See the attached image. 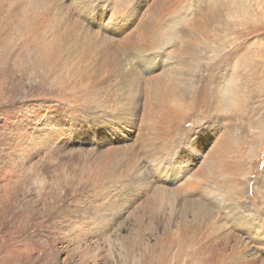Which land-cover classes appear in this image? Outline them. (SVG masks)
I'll list each match as a JSON object with an SVG mask.
<instances>
[{
	"label": "rangeland",
	"instance_id": "374dc122",
	"mask_svg": "<svg viewBox=\"0 0 264 264\" xmlns=\"http://www.w3.org/2000/svg\"><path fill=\"white\" fill-rule=\"evenodd\" d=\"M206 5L0 0V264H264V139L247 132L264 114V0ZM139 25L173 83L135 62ZM87 35L124 67L93 53L101 74L81 75L65 49ZM233 82L238 116L197 103ZM235 126L239 165L221 169L214 143Z\"/></svg>",
	"mask_w": 264,
	"mask_h": 264
},
{
	"label": "bare ground",
	"instance_id": "6f19581e",
	"mask_svg": "<svg viewBox=\"0 0 264 264\" xmlns=\"http://www.w3.org/2000/svg\"><path fill=\"white\" fill-rule=\"evenodd\" d=\"M205 1L207 2V5L205 7L215 8L216 10L219 9V7L223 4V0H205ZM204 8L200 9V10H202V12L199 10L200 11L199 14L194 13V15L197 19H200L199 18L200 16H202L204 18L205 15H203V13L206 12V10H203ZM238 8H240V7H238ZM238 8H237V10H238ZM128 10H130V9H128ZM116 12H119V11H114V13H112V17H113L112 19L117 17V18H119L120 21H123L125 24H127L128 22L126 21V15L125 16H123L124 14L121 15L120 14L121 12H119L118 14H115ZM237 12H240V11H237ZM197 22H199V20ZM104 23L108 24L109 21L104 22ZM200 23H198V24H200ZM103 25L106 26V24H103ZM130 25H131V23H129L128 26H130ZM128 26L125 29L123 28L122 30H119L118 32L121 33L123 31L127 30ZM150 31H151L150 27H146L144 25H139L138 30L136 31V33L133 34L135 37L136 36L138 37V40L135 43L136 45H138V47L135 45V51L133 52L134 59L136 60L135 62L138 61L140 63V65H142L144 62L149 63L150 67H149V71L147 70L146 75L152 74V72L154 70H156L157 68H163L164 67L163 70L166 72L163 73L158 78V81L166 80L170 83H173V81H174V75H173L174 69H172V66L171 65L170 66L165 65V63L160 61L159 55L153 54V53H151V51L148 50L155 43L154 42L155 40L152 41V39H154V37L149 35ZM174 33H173V35H174ZM180 33H181V31H177L175 33V35L178 37ZM165 34H166V32H165ZM133 35H129L128 38L126 40H124L125 45L131 43L129 41H130V39H132ZM170 35H172V34H170ZM84 36H86V35H84ZM106 37H108V36H106ZM84 40H83V42H82V40H80V42H77L78 41V39H77V40H75V46H71L70 44H68V46L65 49L66 58L68 59V63H70V61H71L70 58L73 59L74 53L80 54L79 72L80 71L82 72V73H80L81 75L87 76L88 72H89V73H91V76L94 75V77H96V76H99L101 74V68L103 66L102 67L99 66L97 68L92 67L91 69L89 66H84V63L87 61H95L94 58L92 59L93 53H94V55H97V56L99 55L98 57L96 56L98 59H100L103 56L104 58H106L105 59V62H106V61H108V58H110V61L112 62V64L116 63L115 65H117V67H120V68L124 67L123 62H122V64L119 63L120 59L118 60L119 56H117V54H115V53H113L112 55L110 54V56H112V57H110L108 55L109 54L108 49H109L110 43H108L106 41V38L104 36L102 38H98V37L96 38L95 37V39L93 37L89 38V36H88V39L85 41ZM99 45H101V46H99ZM97 47H100V49H98ZM103 61H104V59L102 60V62ZM110 61L108 63H110ZM93 63H95V62H93ZM150 63L152 65H150ZM94 66H95V64H94ZM105 66L107 67L108 65H105ZM144 69H146V68H144ZM210 73H212V72L210 71ZM171 76L173 77L172 79H171ZM101 77H103V76H101ZM221 89H223V90H217L215 87L208 89V93L206 94L205 98L202 101H198L197 103L198 104L209 103L205 109L206 112H211V109H214L213 113H223V111H225L227 113L228 111H230V112H233L232 116H238L240 111L238 108L235 107L238 100H236L237 88L235 87L234 82L227 84V86H225V89H224V87H222ZM252 90L254 92L256 91V95L259 93V91L257 89L253 88ZM261 92L264 94V88L261 90ZM171 97L177 100L180 98V95L174 91L172 93ZM158 100L164 102V100L161 96L158 97ZM215 101H219V102H215ZM163 102H161L160 104H162ZM218 108H221V110H219ZM168 110L169 111L171 110L173 112V110L171 108H168ZM168 110H166V111H168ZM175 112H178V110H176ZM253 113L256 115L255 112H253ZM262 119H264V114L259 115L254 121L248 119V131L247 132H248V136L251 139V141H254V138H253L254 136L256 139H260L263 136V139H264V125L262 124ZM240 128L241 127L235 126L234 130L231 131L228 134V136L222 135V136L216 138V141L214 143V148L212 150L213 156L216 157V161L213 163V165L218 163L219 167H221V169H228L231 167L237 168L238 167L239 164H238L237 160L234 161L232 157L230 160H228L225 157L228 155V153L230 152V150L233 147H237L238 150L240 149V144L243 141V136L240 132ZM238 146H239V148H238ZM169 165H170V163H169ZM159 166H161V165H159ZM262 189H263V194H264V187Z\"/></svg>",
	"mask_w": 264,
	"mask_h": 264
}]
</instances>
